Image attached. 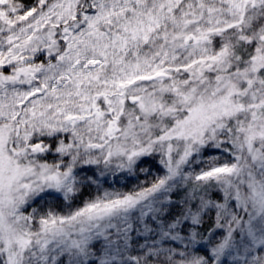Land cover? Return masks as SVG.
<instances>
[{
	"label": "snow or ice",
	"instance_id": "snow-or-ice-1",
	"mask_svg": "<svg viewBox=\"0 0 264 264\" xmlns=\"http://www.w3.org/2000/svg\"><path fill=\"white\" fill-rule=\"evenodd\" d=\"M0 264H264V0H0Z\"/></svg>",
	"mask_w": 264,
	"mask_h": 264
}]
</instances>
